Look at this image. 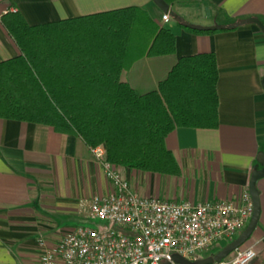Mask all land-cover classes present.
<instances>
[{
	"label": "crops",
	"instance_id": "crops-1",
	"mask_svg": "<svg viewBox=\"0 0 264 264\" xmlns=\"http://www.w3.org/2000/svg\"><path fill=\"white\" fill-rule=\"evenodd\" d=\"M165 2L167 22L153 0H0V62L21 54L1 21L6 12L18 11L28 24L37 25L129 7L145 10L173 33L175 50L137 59L121 71V81L144 94L157 89L181 57L212 52L219 74V124L177 127L169 133L165 144L179 166L176 175L118 168L143 196L193 203L237 201L249 192L252 172L263 167L264 35L249 19L264 23V0ZM179 20L218 30L195 33ZM256 187L259 219L242 246L255 250L253 264H264V176ZM110 190L101 163L80 137L45 124L0 118V264H38V238L56 243L85 218L79 212L82 200ZM224 242L204 256L184 259L196 264L229 243Z\"/></svg>",
	"mask_w": 264,
	"mask_h": 264
},
{
	"label": "trees",
	"instance_id": "trees-1",
	"mask_svg": "<svg viewBox=\"0 0 264 264\" xmlns=\"http://www.w3.org/2000/svg\"><path fill=\"white\" fill-rule=\"evenodd\" d=\"M1 21L21 54L0 62V118L51 126L90 149L102 145L117 167L169 175L180 172L165 144L169 133L219 124L212 52L181 57L144 94L121 81L137 59L175 50L173 33L141 8L37 25L9 11ZM179 23L195 33L218 30Z\"/></svg>",
	"mask_w": 264,
	"mask_h": 264
},
{
	"label": "built area",
	"instance_id": "built-area-1",
	"mask_svg": "<svg viewBox=\"0 0 264 264\" xmlns=\"http://www.w3.org/2000/svg\"><path fill=\"white\" fill-rule=\"evenodd\" d=\"M167 22V13L162 15ZM111 190L80 203L91 225L80 224L56 243L40 237L38 264H179L221 241H232L253 212L248 191L237 201H170L137 193L119 168L106 160L102 145L91 148ZM252 247L240 246L211 264H249Z\"/></svg>",
	"mask_w": 264,
	"mask_h": 264
},
{
	"label": "water",
	"instance_id": "water-1",
	"mask_svg": "<svg viewBox=\"0 0 264 264\" xmlns=\"http://www.w3.org/2000/svg\"><path fill=\"white\" fill-rule=\"evenodd\" d=\"M153 2L163 12L168 13L169 5L165 2V0H153ZM249 22H253L257 24L264 35V23L260 19L250 18ZM210 28L213 29L217 27L213 26ZM262 85L264 87V77L262 80ZM259 159L262 162L263 167L261 169L253 171L250 177V181H249V193L251 195V199L253 202V212H252V215L250 217L248 224L235 239L227 243L223 248H221L215 254L208 256L207 258H204L202 260H199L196 264H211L213 262L220 261L227 255H229L233 250L242 246L249 239L250 235L252 234L258 222L259 214H260L259 192L256 187V182L258 179L264 176V154L263 153H262V156H259ZM173 259L179 264H189V262L186 259L181 258L179 256H173ZM255 260H256V257L249 264H253ZM166 264H170V263H166Z\"/></svg>",
	"mask_w": 264,
	"mask_h": 264
},
{
	"label": "rangeland",
	"instance_id": "rangeland-1",
	"mask_svg": "<svg viewBox=\"0 0 264 264\" xmlns=\"http://www.w3.org/2000/svg\"><path fill=\"white\" fill-rule=\"evenodd\" d=\"M81 224H84V225H91L92 224V222H91V220L90 219H87V218H84L81 222H80ZM240 233V231H238V233L236 234V235H238ZM42 238H44L45 239V237H42ZM47 240V239H46ZM225 242L223 241V243H219V245L220 244H224ZM206 252L207 251H202V252H198V255H202V256H204L205 254H206Z\"/></svg>",
	"mask_w": 264,
	"mask_h": 264
}]
</instances>
